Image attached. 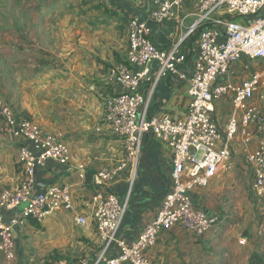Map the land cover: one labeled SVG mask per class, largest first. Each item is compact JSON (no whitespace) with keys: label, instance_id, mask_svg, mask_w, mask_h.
Masks as SVG:
<instances>
[{"label":"crops","instance_id":"crops-1","mask_svg":"<svg viewBox=\"0 0 264 264\" xmlns=\"http://www.w3.org/2000/svg\"><path fill=\"white\" fill-rule=\"evenodd\" d=\"M7 1L8 6L0 2V67L6 66L8 73L0 70V97L18 116L66 141L67 164L50 160L36 167L33 195L64 184L70 190L72 207L54 211L42 221L25 218L20 208L10 212L0 210L5 221L9 216L18 219L13 228L14 256L7 260L0 253V264H52L57 258L94 264L101 247L96 230L90 220L81 225L74 219L77 215H88L91 209L95 189L84 185L85 172L115 167L125 155L122 137L103 120L106 98L119 91L108 80L107 68L125 61L128 18L135 15L146 21L151 41L166 52L184 54L185 60L178 65L177 72L156 81L157 63L150 64L139 86L143 101L137 119L161 115L183 119L190 97L187 81L181 75L191 74L199 42L198 30L187 36L186 29L196 18L197 0H182L165 20L151 17L156 6L150 0H100L102 6L98 7V13L88 8L90 0H66L64 4L61 0H18L15 15L10 6L16 1ZM58 1L64 5L60 9ZM82 2L85 3L84 18L105 16L108 19L109 16L111 25L90 26L87 22L80 27L73 26L70 32L77 37L58 45L57 38L52 37L57 34V28L47 26V22L51 24L60 16L64 19L73 16V12L64 9L71 3ZM48 6L50 9L44 11ZM104 7L107 9L103 10ZM114 25H118L117 29ZM43 34L50 38L43 40ZM59 50L68 51L64 55L67 73L62 80L56 77V90L47 96L42 93L41 81L52 69L40 75L37 67L41 66V57L50 56L51 60ZM94 56L101 57L108 66L97 65L92 59ZM254 72L260 73L261 78L251 100L264 116V61L243 57L218 77L217 84L226 82L234 86ZM15 74L17 80L10 81L8 75ZM59 83L65 90L59 89ZM232 97V91L228 90L214 104L213 120L220 134L225 132L233 112ZM245 132L240 128L236 133L231 142V157L208 185L190 192L196 208L216 215L213 228L202 236L178 225L161 231L147 253L150 264H249L253 251L264 260V201L253 195V178L245 161L246 155L264 140V123L260 131L250 124ZM19 143L5 131L0 118V191L14 187L22 179L23 173L17 164ZM171 166L169 149L145 133L136 162L126 163L100 189L126 199L118 236L126 241L134 240L141 228L154 218L161 196L171 186ZM251 208L256 216L252 215ZM235 215L237 222H230L226 227V220ZM250 224V234L243 237L238 234L240 227ZM112 254L111 249L108 255Z\"/></svg>","mask_w":264,"mask_h":264},{"label":"built area","instance_id":"built-area-1","mask_svg":"<svg viewBox=\"0 0 264 264\" xmlns=\"http://www.w3.org/2000/svg\"><path fill=\"white\" fill-rule=\"evenodd\" d=\"M156 8L151 17L168 19L171 10L182 0H150ZM198 30V51L187 81L189 101L183 119L168 115L144 116L138 120L139 105L143 95L139 86L149 72L151 63H157L155 81L178 70L185 60L184 54L166 52L149 38L146 21L131 16L127 21V47L125 61L107 68L108 80L119 91L105 101L103 120L123 139L125 155L115 167L94 171L92 180L96 187L91 196L88 215H77V224L90 220L101 244L94 264H150L148 251L154 246L161 231L181 226L196 236L209 232L216 222V215L196 208L190 192L205 187L221 166L231 157V142L241 128L242 133L250 124L260 131L264 116L252 102L261 74L252 73L237 85L217 84L233 63L243 57L264 61V0H197L196 18L187 26L186 35ZM231 90L233 112L220 134L213 120L214 104ZM0 118L5 131L18 140L17 164L23 176L11 188L0 191V210L14 211L32 221H42L58 210L72 207L67 185L50 186L33 195L36 167L47 161L65 165L69 151L65 140L41 129L27 118L18 116L0 97ZM150 133L153 139L171 152V186L161 196L154 218L140 230L136 239L126 241L118 236L120 220L125 210V200L112 192L100 191L128 162H136L141 137ZM32 149H31V148ZM245 161L250 168L255 198L264 201V140L248 153ZM89 216V219H88ZM18 223L15 216L5 221L0 213V253L7 260L14 256L13 228ZM112 255H108L109 250ZM52 264H87L86 260L57 258Z\"/></svg>","mask_w":264,"mask_h":264},{"label":"rangeland","instance_id":"rangeland-1","mask_svg":"<svg viewBox=\"0 0 264 264\" xmlns=\"http://www.w3.org/2000/svg\"><path fill=\"white\" fill-rule=\"evenodd\" d=\"M2 1V4H4L5 6H8V1L7 0H0V2ZM16 1V4L15 5H11L10 6V9L13 10V14L12 15H15L17 12H18V0H15ZM62 3H66V0H61ZM57 3H59V9L61 6H64L63 4L60 3V1H58ZM57 5V4H56ZM55 6V3L54 5ZM83 6H85V3H80L79 5L78 4H69L68 7H66V9H64L66 12H73L74 15L73 16H70L69 18H62L61 16L58 18V19H54L51 21V24H49V22H47V26H51L53 28H57V34H53L52 37L53 39L54 38H57L58 40V45H61V44H64L66 43L70 38L72 37H77V35H72L71 32H70V28L71 27H80L82 26L83 23H87L90 25V26H103V27H106V26H110L111 25V22H110V19H109V16H108V19H106L105 16H103V18H98L97 16H90L89 18H84L82 16V13H83ZM102 6V1L100 2V0H90V4L88 6V8H90V11L91 12H96L98 13L100 9H98V7L101 8ZM1 7V5H0ZM46 9H50V7H46L44 8L43 10L45 11ZM107 7H104L103 10H106ZM115 28L117 29L118 25H114ZM50 38V35L48 34H43L42 35V39L43 40H46V39H49ZM16 43V42H14ZM4 46V45H3ZM61 49V48H60ZM68 51L67 50H59L58 51V55L57 53L54 54V57L50 60V56H43L40 58V61L39 63L41 64V66H38L37 68L40 69V75H44V71L45 70H48V69H52V70H48V73L45 74L44 76H42V81H41V89H42V93H45L47 96H49L50 94H53V92L56 90V85H55V80L57 79L56 77H58L59 80H62L63 78L62 77H65V73H67V62L65 60V57L64 55L67 53ZM94 60V62L98 65V64H107L108 66V63H105L101 57H98V56H94L92 58ZM100 61V62H99ZM0 70H3V73H5L6 75L8 74L7 73V67L4 66V67H0ZM1 74V73H0ZM11 78H9V77ZM7 77L10 79V81L12 80H17L18 78V75L15 74V75H8ZM51 77L53 79H51ZM59 89L60 90H65V88H63L61 86V83H59ZM44 94V95H45ZM246 189H249L246 188ZM241 204V202H240ZM242 205V204H241ZM252 210V215L253 216H256L257 213L256 211L254 210L253 212V209L251 208ZM237 215L235 216H232L230 218V220L227 222H225L226 224V227L228 226V224L231 222L232 224L236 223L237 222ZM261 221V219H259V222ZM251 227H252V224L250 225H246V226H242L240 227V230L238 232L239 235H241L242 237L245 236V235H248L250 234L251 232Z\"/></svg>","mask_w":264,"mask_h":264},{"label":"trees","instance_id":"trees-1","mask_svg":"<svg viewBox=\"0 0 264 264\" xmlns=\"http://www.w3.org/2000/svg\"><path fill=\"white\" fill-rule=\"evenodd\" d=\"M93 173H94V171H92V170H87L85 172L84 185L89 187V188L96 189V187L93 183V180H92ZM248 262H249V264H264L263 258L256 251L251 252Z\"/></svg>","mask_w":264,"mask_h":264}]
</instances>
